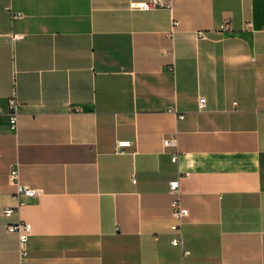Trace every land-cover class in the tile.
Segmentation results:
<instances>
[{"label":"crops","instance_id":"1","mask_svg":"<svg viewBox=\"0 0 264 264\" xmlns=\"http://www.w3.org/2000/svg\"><path fill=\"white\" fill-rule=\"evenodd\" d=\"M145 1L0 0V264H21L19 221L28 264H264V0Z\"/></svg>","mask_w":264,"mask_h":264},{"label":"built area","instance_id":"2","mask_svg":"<svg viewBox=\"0 0 264 264\" xmlns=\"http://www.w3.org/2000/svg\"><path fill=\"white\" fill-rule=\"evenodd\" d=\"M161 7H169L172 8V3L167 4L164 0H148L145 2L135 3L133 4V8L140 9L143 11H149L156 8ZM179 22L174 20L171 26V29L167 32L166 36L173 40L176 34V31L179 27ZM253 26L251 22L246 24V29H252ZM234 26L230 21H224L220 28L215 31H204L200 30L195 32V36L199 40H208L211 33H218L222 36H232L234 34ZM20 35H14L13 39L21 38ZM206 108V99L202 98L199 100V111H203ZM170 113L177 114L176 108H170ZM184 116H179V119H183ZM19 119V103L15 98H11L9 100V125L15 130L18 125ZM178 137L177 135H173L171 137L165 138L163 140V145L165 147H174L177 148ZM131 143L127 141H120L116 144L115 153L123 154L125 153V149L130 147ZM178 160V155L176 154L173 157V161L176 162ZM187 174L184 175V177ZM183 176L178 177L169 182V193L173 195L174 199L171 204V217L173 219V224L171 225V230L176 234V237L172 240V244L174 246L183 247V224L186 218L189 216V210L183 205L182 195H181V179ZM10 180L13 182L16 188L15 198L19 200L20 206L25 203L24 198H31L37 195V191L26 188L22 186L19 173L16 168H13L10 172ZM135 181V180H134ZM19 206V207H20ZM17 209H6L3 213L5 217H11ZM8 232L14 233L18 235L19 238V252H20V260L21 264H28L29 260V240L32 234V225L25 221H19L13 224H10L7 228ZM187 253V252H186Z\"/></svg>","mask_w":264,"mask_h":264}]
</instances>
